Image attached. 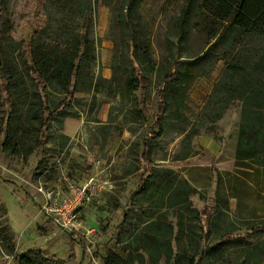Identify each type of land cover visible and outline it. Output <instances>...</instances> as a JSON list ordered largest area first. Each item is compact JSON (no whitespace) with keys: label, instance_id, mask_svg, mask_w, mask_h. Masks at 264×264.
<instances>
[{"label":"rangeland","instance_id":"374dc122","mask_svg":"<svg viewBox=\"0 0 264 264\" xmlns=\"http://www.w3.org/2000/svg\"><path fill=\"white\" fill-rule=\"evenodd\" d=\"M262 91L264 0H0V264H264V166L237 158ZM246 131L264 150V110ZM81 185L76 237L38 190Z\"/></svg>","mask_w":264,"mask_h":264},{"label":"trees","instance_id":"16d2710c","mask_svg":"<svg viewBox=\"0 0 264 264\" xmlns=\"http://www.w3.org/2000/svg\"><path fill=\"white\" fill-rule=\"evenodd\" d=\"M70 64L71 62L61 61L57 65H51L40 68L37 70L36 73H38L41 79H44L46 81L59 80L62 79V77H64L66 73L69 72ZM133 68H134L133 72L136 78V83L142 90H145L147 86V82L145 76L143 75L142 69L138 66V63L136 61L133 62ZM175 79H176V73L166 78L162 88L158 92V96H159L158 116H162L163 113L165 112L167 90L175 82ZM4 87H5L4 93L6 92V94L8 95V98L6 100L10 101L9 98L12 94L11 90L12 87L14 86H11V84H6V86ZM2 96L3 95L0 93V97ZM143 109H144L143 111H146L145 107H143ZM263 110H264V91H262L254 98L248 100V102L244 104L243 112H242V124L240 126L243 135L241 136L242 138L240 139L237 145V151H238L237 158L239 160L241 161L261 160L259 164H261L262 166H264V150L260 146V138L259 136L248 134L246 129H247V124L251 120L258 121L261 119ZM45 112H49V109L46 108ZM157 136L158 134L156 133L155 137ZM11 137L12 135L9 132L5 142V146L8 145V142H10ZM147 144H148L147 142L143 143L144 149L146 148ZM36 146L37 145H35V147ZM35 147L30 148L27 154H30L35 149ZM13 154H15V152ZM145 157L146 154L143 153V158ZM147 180L148 177H144L141 179V183H143V186L147 183ZM139 190H142V187ZM0 236H7L8 240L11 239V230L7 226L3 225L1 221H0ZM38 254H41V252H38ZM16 259L21 264H33L32 260L25 255ZM105 264H114V259L111 257L108 258Z\"/></svg>","mask_w":264,"mask_h":264},{"label":"built area","instance_id":"2783aa9c","mask_svg":"<svg viewBox=\"0 0 264 264\" xmlns=\"http://www.w3.org/2000/svg\"><path fill=\"white\" fill-rule=\"evenodd\" d=\"M87 190L85 185H81L79 188H74L70 195L62 196L60 192L47 191L41 187L38 190L44 200L41 210L55 227L79 237L82 230L81 212Z\"/></svg>","mask_w":264,"mask_h":264}]
</instances>
